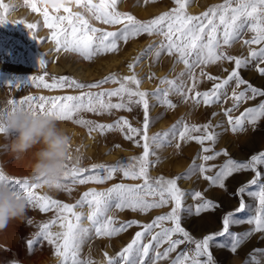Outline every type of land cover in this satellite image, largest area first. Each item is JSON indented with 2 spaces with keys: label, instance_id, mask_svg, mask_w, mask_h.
<instances>
[{
  "label": "rangeland",
  "instance_id": "rangeland-1",
  "mask_svg": "<svg viewBox=\"0 0 264 264\" xmlns=\"http://www.w3.org/2000/svg\"><path fill=\"white\" fill-rule=\"evenodd\" d=\"M0 2L8 6L7 10L0 8V18L7 21L0 25V111H11L10 101L15 100L19 102L29 96L58 97L79 95L81 91L99 92L119 86L118 84L109 82L104 84L101 89H49L45 88L39 80L31 83L30 77L35 76H43L44 82L48 84H52L64 76L81 83L91 84L111 74H116L118 77L135 74L141 81L139 89L147 93H155L157 89H168L169 85L161 82L165 78L168 80H178V82L182 80L186 90L193 88V83H195V87L191 92H188L189 99L186 101L180 95L174 92L170 93L169 99L176 105L175 108L162 106L155 96L148 97L150 104L148 136L153 137L157 134L165 133L168 124L173 122V120L179 126L178 131L182 130L184 124L189 126L210 124L212 127L209 128V132H215L219 135L215 143L205 140L202 145L194 139L181 141L177 131L175 137H169L170 144L159 148L153 146L152 150L155 152V155H150L148 158V175L151 180L155 181L160 177L165 179L180 177L189 172L193 164L197 168L201 164H204L205 161L202 159L204 155H212L215 152L226 150L228 155H220L214 160L207 162V164L220 166L229 158L238 162H246L252 155L264 152V118L258 121L255 130H253L252 125L245 121V131L233 133L228 115L225 114V109L232 108L233 102L231 99H228L227 102H223L222 99L221 103L205 105L201 97H195L196 92H207L213 88L215 83L219 82L208 79V75L218 77L221 80L227 78L234 68V62L219 61L214 64L200 65L193 70L196 77L195 81L190 79L188 75L180 77V73L186 72L185 65L178 63L175 55H168L167 53L162 54L159 60L156 59L154 53L143 56L140 62L136 64L138 66H135L132 70L129 69L128 73L119 68L105 69V63L113 55L123 53L128 48V44L144 42L141 49H139L140 52L135 56L137 58L141 56V53L149 45H158L163 37L159 35L149 36L145 33L129 39L127 43L120 41L118 44L119 50L116 52L100 54L91 60H85L78 53L65 52L63 50L57 51L55 41L51 39L53 29L47 28L44 24V9L47 8L50 15H67L63 9L59 13L53 12L52 4L55 0H17L18 5H15L13 0H0ZM92 2L93 4H99L100 0H92ZM107 2L110 4L111 0H107ZM125 2L128 5L126 8L123 7ZM223 3L224 0H189L186 11L190 15L199 16L210 7ZM32 4H35L39 11H32ZM69 6L72 12H81L89 20L90 25L98 29L116 32L123 27L122 24L110 25L95 20L84 8L78 7L75 4V0H72ZM174 7H176L174 0H148L147 3L145 0H117L116 4L117 11L130 14L140 21L156 18ZM12 9L15 11V14L9 15V11ZM111 10V8L108 9V11ZM19 21H24V24H35L36 28L33 32L37 39H34L29 29L23 24L18 23ZM253 35L254 33L245 31L238 41L233 43L226 51L233 56L247 57L249 47L244 46L243 41L251 39ZM261 46L251 45V48L258 50ZM44 56L47 63L46 67L41 69L40 60ZM161 59L163 60L162 64L158 62ZM50 63L53 64V67ZM260 66L264 67V65ZM125 67L129 68L127 64ZM202 71L205 73L204 76L200 75ZM241 76L252 86L264 90V76H261L256 70L255 63L250 64L246 69H242ZM17 85L19 87H16ZM132 87L136 86L133 85ZM246 87V85H241L238 91H242ZM233 88H235L234 83L230 84L227 89L229 97H231ZM197 99L201 101L199 104L196 103ZM111 100L112 103L120 102L118 97H112ZM261 102H264V97L257 96L255 99L246 100L231 112V116L233 118L239 117L246 109L257 107ZM153 105H155V108H153ZM80 116L85 120H91L97 124H113L123 117L129 121L131 127L137 129H142L144 122L143 108L136 104H132L130 111L126 109H113L111 113L95 114L83 112ZM7 117V115H4L0 123L6 124ZM59 122L60 126L72 138L69 150V157L71 159L66 161L69 167L72 166L77 158L80 160V167L86 169H91L93 165L112 166L120 163H136L133 158L140 157L143 154V139L141 136L135 134H133V139H127L128 130L126 127L123 131L114 129L111 131L105 130L101 133L98 129L89 132L87 127L77 125L72 121ZM204 134L203 129L200 132L190 133L192 136ZM13 137L14 133H0V171H3L10 179L28 180L30 184L36 183L30 177V170L32 164L35 162L34 153L38 148L25 153L21 158H16L9 150ZM90 139L91 141H89ZM136 141H139V144ZM175 144L180 145L178 151L181 155L177 154ZM88 146H91L90 150ZM205 147L210 148L211 151L205 153L203 151ZM168 151L171 154L167 158L166 153ZM257 170L262 173L259 178L255 176L252 170L234 173L226 181V191L219 187L211 186L207 180L200 177L198 171L192 174L190 178L179 179L177 181L178 187L186 193L183 200L184 208L192 207L194 210L196 205L203 202L200 199L193 198L192 193L196 191L201 192L204 198L212 200L219 205L214 210L204 211L199 215H189L187 212L181 213V226L190 233L194 240H201L206 235L222 230L223 216L229 212H234L239 207L241 199L246 204L243 213L235 214L237 219L244 222L230 225L231 233L242 237L241 244L233 252L230 247L231 240L227 235L225 237H217L215 243L209 248V251L213 254L215 264H254V261L264 264V232L252 231L254 225L246 222L252 215L256 214L259 208L258 197L248 196L247 190L242 196L235 195L237 189L244 185H248V190L259 191V185L264 184V165H258ZM214 172L215 169L208 174L213 175ZM94 174V172H87L84 175ZM101 174L103 173L101 172ZM253 179H258L256 185H250L249 182ZM61 182H65L63 178ZM120 183L126 185L143 184V180L125 178L123 173H116L112 179L106 180L103 183L89 181L85 184L77 183L71 185V192L49 187L45 184L33 191L37 195L49 196L62 203L74 205L85 192L90 190L104 192L113 185ZM147 199L151 200L152 197H147ZM26 207L27 217L23 221H13L6 229L0 231V264H61L62 258L55 255L54 246L49 245L47 241H43L42 246H34L32 249L28 247V240H42L38 236V233L44 223H48L56 218V210L52 209L48 212H42L38 207H33L28 203H26ZM171 208L172 204L169 203L163 207L141 212L130 208L118 209L113 206L108 215L113 218L114 227L120 228L130 221H136L137 223L111 236H97L93 231L90 237L81 245L79 258L82 260L90 259L92 264H108L109 258H116L117 264H120L118 253L135 239L136 233L143 231V226L151 224L157 216L169 213ZM75 210L84 213L85 217L89 212L86 204L83 207H77ZM83 225L85 227L89 226L86 218L83 219ZM164 226L171 227L172 224L165 221ZM50 230L53 232L61 231L59 221ZM158 231H160V228H154L152 234ZM249 232H251V235H245ZM176 238L182 237L174 235L173 239ZM149 241L150 235H146L142 243H148ZM216 244H224L225 246L217 247ZM167 246V244H162L159 251L162 252ZM194 248V243L186 242L178 246L176 252L170 253L166 260L158 261V264H171L179 252H191ZM201 259L204 258L202 257Z\"/></svg>",
  "mask_w": 264,
  "mask_h": 264
},
{
  "label": "snow or ice",
  "instance_id": "snow-or-ice-1",
  "mask_svg": "<svg viewBox=\"0 0 264 264\" xmlns=\"http://www.w3.org/2000/svg\"><path fill=\"white\" fill-rule=\"evenodd\" d=\"M71 2L72 0H55L52 4L53 12L59 13L63 9L67 15H50L47 8L43 11L45 26L53 29L51 39L55 41L57 51L78 53L85 60H91L97 55L118 51L120 41L127 43L129 39L145 33L149 36L159 35L163 37L161 42L158 45H149L141 53V56L128 65L130 70L134 69L135 64L139 63L143 56L154 53L156 59L159 60L162 54L167 53L168 55H175L177 62L185 65L186 72L180 73V77L188 75L190 79L195 81L196 77L193 70L200 65L214 64L219 61L234 62V68L227 78L221 80L218 77L208 75V79L219 82L215 83L213 88L207 92H196L195 97H201L205 105L221 103L222 99L223 102L231 99L233 102L232 108L225 109V114L228 115L233 133L245 131V121L252 125L253 130H255L258 121L264 118V102H261L257 107L246 109L239 117L233 118L231 116V112L237 109L242 102L255 99L257 96L264 97V90L252 86L241 76V70L248 68L252 63H255L259 74L264 76V67L260 66L264 65V0H224L223 4L210 7L199 16L187 13L186 8L189 0H174L176 7L148 21H140L130 14L117 11V0H111L110 4L107 0H100L99 4H93L92 0H75V4L84 8L95 20L110 25L122 24L123 27L116 32L91 26L89 20L81 12H72L69 6ZM145 2L147 3L148 0H145ZM7 7L6 4L0 2V8L7 10ZM109 8L112 10L108 11ZM32 11H39L35 4H32ZM6 22V20L0 18V25ZM18 23L29 29L33 38L37 39L33 32L36 28L35 24H24V21ZM245 31L254 33L251 39L243 41V45L249 47L248 56L237 57L231 55L226 49L237 42ZM251 45L262 46L257 50L252 49ZM46 63L44 56L40 60V68H45ZM200 75L204 76L205 73L202 71ZM37 80L49 89H101L104 84L109 82L119 86L99 92L81 91L79 95L29 96L19 102L12 100L9 102L11 111H0V121H2L4 115L8 116L16 111L39 112L54 116L59 121H72L77 125L85 126L89 132L97 129L101 133L105 130L111 131L114 129L123 131L126 127L128 130L127 139H133V134H135L141 136L144 141L143 154L140 157L133 158L136 163H120L112 166L93 165L91 169H86L80 167V160L77 158L71 167L65 162L63 175L65 182L60 181L54 185H48L49 187L71 192V185L85 184L89 181L103 183L112 179L116 173H123L125 178L142 179L143 184L126 185L120 183L113 185L104 192L90 190L85 192L76 204L70 205L49 196L37 195L33 190L42 187L43 183L30 184L28 180H13L6 176L3 171H0V186L7 187L15 197L24 198L26 203L38 207L42 212L56 210V218L44 223L38 233L42 240H28L29 249L34 246H42L43 241H47L49 245L54 246L55 255L62 258L61 264H92L90 259H80L79 251L81 245L90 237L93 231L97 236H111L137 223L136 221H130L120 228L114 227V220L108 215L113 206L118 209L130 208L147 212L150 209L163 207L171 203L172 208L169 213L157 216L151 224L144 225L143 231L136 233L135 239L118 253L120 264H158V261L166 260L170 253L176 252L178 246L186 242L194 243V250L179 252L171 264H215L213 254L209 251V248L215 243L217 237H225L226 235L231 240V250L236 251L241 244L242 237L231 233L230 225L244 222L237 219L235 215L245 211L246 204L244 200L241 199L239 207L234 212H229L223 216L222 230L206 235L203 239L197 241L181 226V213L187 212L189 215H199L204 211L214 210L219 205L204 198L201 192L196 191L192 193L193 198L200 199L203 202L196 205L194 210L192 207L184 208L183 200L186 193L178 187L177 181L190 178L192 174L198 171L200 177L207 180L211 186L226 191V181L234 173L252 170L257 178L261 177L262 173L257 170V166L264 165V152L252 155L246 162H238L229 158L220 166L207 164V162L220 155L227 156L228 153L224 150L215 152L212 155H204L202 157L205 161L204 164H201L198 168L193 164L189 172L180 177L172 179L160 177L153 181L148 175V158L150 155H155L152 150L153 146L159 148L170 144L169 137H175L179 127L174 125L169 132L149 137L147 134L150 124L148 97L155 96L162 106L175 108L176 105L169 99L170 93L174 92L186 101L189 99L188 92L194 89L195 83H193V88L186 90L182 80L178 82V80L165 78L161 82L168 84V89H157L155 93H147L139 89L141 81L135 74L124 77L111 74L91 84L81 83L67 76L60 77L52 84L45 83L43 76L30 77L31 83H35ZM233 83L235 88L232 89L231 97H229L227 89ZM133 85L136 87H132ZM241 85L247 87L242 91H238ZM16 87H19V85ZM112 97H118L120 102L112 103ZM195 97L193 98L195 99ZM200 102L199 99L196 100L197 104ZM132 104L143 108L144 122L142 129L131 127L129 121L123 117L113 124H97L80 116L83 112L103 114L106 112L111 113L113 109L130 111ZM211 127L210 124L203 126L184 124L182 130L178 131V135L181 140L194 139L202 145L205 140L215 143L219 134L209 132ZM201 129H203L204 135H190L192 132H200ZM0 133L12 134V131L6 124L0 123ZM136 143L139 144V141H136ZM176 147L179 148L180 145L177 144ZM203 151L208 153L211 149L205 147ZM213 169H215L214 174L209 175L208 173L212 172ZM87 172H94L95 174L84 175ZM249 183L250 185H256L258 179H253ZM246 190L248 196L258 197L259 201L256 214L252 215L246 222L254 225L252 231L264 232V184L259 185L258 192L248 190V185L241 186L237 189L235 195L242 196ZM147 197H152V199L149 200ZM85 204L89 209L86 217L84 213L75 210ZM85 218L89 222L88 227L83 225V219ZM58 221L61 231H51V227L56 225ZM165 221L171 222L172 226L165 227ZM154 228H160V231L152 234ZM146 235H150V241L142 243ZM174 235L182 238L173 239ZM245 235H251V232ZM162 244L168 246L161 252L159 248ZM216 246L224 247L225 245L218 244ZM202 257L204 259H201ZM108 264H117V259L109 258ZM254 264H260V262L254 261Z\"/></svg>",
  "mask_w": 264,
  "mask_h": 264
},
{
  "label": "clouds",
  "instance_id": "clouds-1",
  "mask_svg": "<svg viewBox=\"0 0 264 264\" xmlns=\"http://www.w3.org/2000/svg\"><path fill=\"white\" fill-rule=\"evenodd\" d=\"M6 126L14 133L9 150L16 158L38 148L30 170L31 179L45 185L60 182L72 138L60 126L59 120L39 112L16 111L8 115ZM26 217L25 199L15 197L7 187L0 186V231L13 221H23Z\"/></svg>",
  "mask_w": 264,
  "mask_h": 264
},
{
  "label": "bare ground",
  "instance_id": "bare-ground-1",
  "mask_svg": "<svg viewBox=\"0 0 264 264\" xmlns=\"http://www.w3.org/2000/svg\"><path fill=\"white\" fill-rule=\"evenodd\" d=\"M13 2L15 3V5H18V2L17 0H13ZM128 5L127 3L125 2L123 4V7L126 8ZM15 14V11L12 9L9 11V15H14ZM144 42H133V43H130V45L128 44V48L124 50L123 53L121 54H117V55H113L110 60H108L106 63H105V69H117L119 68L120 70H125L126 73L129 72V68L125 67V65H129L130 63H133L136 59L135 56L138 54L139 49H141V47L143 46ZM125 48V47H124ZM160 64H162L163 60L161 59L160 61H158ZM51 64V63H50ZM55 65V64H54ZM144 65V64H143ZM51 66L53 67V64H51ZM136 66V64H135ZM138 66V65H137ZM136 66V67H137ZM142 67V66H141ZM144 67V66H143ZM118 69V70H119ZM141 71V70H140ZM156 73V72H155ZM157 74V73H156ZM144 83V81H143ZM145 85V84H144ZM142 86V85H141ZM153 108H155V105H153ZM152 108V109H153ZM167 108V107H166ZM162 109V108H161ZM160 109V111H162ZM162 125V123H161ZM176 125L175 123V120H173V122H170L167 126V130L165 131L166 132H169L173 126ZM75 128V127H74ZM84 128V127H83ZM163 128V126H162ZM96 133V132H95ZM89 138V137H88ZM177 140V139H176ZM180 140V139H179ZM91 141V139L89 140ZM182 141V140H181ZM176 142V141H175ZM174 142V143H175ZM178 142V141H177ZM92 143V142H91ZM182 143V142H181ZM89 145V144H88ZM177 145V144H175ZM169 146V145H168ZM171 147V146H170ZM180 148V147H179ZM88 149L90 150L91 149V146H88ZM176 152L178 155H181L180 152L178 151L179 149L176 147L175 148ZM188 151V150H187ZM166 152V151H165ZM164 152V153H165ZM171 154L170 151H168L166 153V156L167 158L170 157L169 155ZM181 157V156H180ZM178 167V166H177ZM182 168V167H181ZM179 169V167H178ZM183 170V169H182ZM250 227V226H249ZM207 228V227H206ZM252 241V240H251ZM217 245V244H216ZM231 256V255H230ZM58 262V261H57Z\"/></svg>",
  "mask_w": 264,
  "mask_h": 264
}]
</instances>
